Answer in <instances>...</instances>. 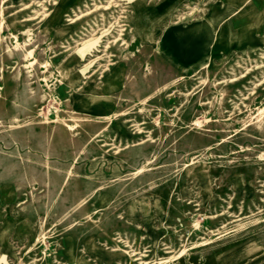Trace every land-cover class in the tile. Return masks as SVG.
Segmentation results:
<instances>
[{"label": "rangeland", "instance_id": "1", "mask_svg": "<svg viewBox=\"0 0 264 264\" xmlns=\"http://www.w3.org/2000/svg\"><path fill=\"white\" fill-rule=\"evenodd\" d=\"M96 1L0 0V264H264V45L182 73L158 47L180 0H144L140 26L125 0L112 62L85 70L76 43L117 33Z\"/></svg>", "mask_w": 264, "mask_h": 264}, {"label": "bare ground", "instance_id": "2", "mask_svg": "<svg viewBox=\"0 0 264 264\" xmlns=\"http://www.w3.org/2000/svg\"><path fill=\"white\" fill-rule=\"evenodd\" d=\"M46 1L51 2L53 0H42L41 3L46 4ZM123 1H125V0H109V2L106 4V6L101 5L102 2L96 1L95 3L99 4V5H91L92 9H93L92 12L95 10L107 11V10H110V8L117 9L114 12L116 15L111 19L112 23H110L111 21H107L106 19H103V18H101V20H100L102 22L107 21V25L110 24V25H108V27L104 31L101 32V35H104L107 32H109L110 29H114V31L117 33H115L116 36L114 38H112L113 40H109V43H106V45H98V44L94 43L97 39L95 37L96 33L92 34L90 38L85 39V40H81L79 43H76L77 45H75L76 46L75 48H77V47H82V49L84 47H85V49L91 48L97 52V53H94L93 51L92 52L90 51L91 52V53H89L90 56L87 57V59L85 61H83V62H85L84 65H81L82 69L89 70L91 68V66H93L94 64H97L96 62L100 61L101 59H103V60L105 59L109 63L112 62L111 58L114 56L111 55V53H110L111 46H113L117 42L122 41L121 37L123 36V33H125V31L128 30V28H130L129 25H127L129 22L127 17L123 16V15H125L123 8H126L124 6H121V4H120ZM37 3H39V2H37ZM179 3L183 4L182 8L184 7L183 10H187V12H180L179 14H177L175 16L176 21H174L171 25L168 26L170 29V32H171L170 38L175 43L176 52L179 55H181L183 60H184L183 61V67L184 68L186 67V69L187 68L197 69V67L200 68L203 64H207L206 63L208 61L207 58H206V62L204 60H203L204 63L202 62V58H203L202 55H204L208 52V50H207L209 48L208 45L210 42H212V38H216L215 32H211V28L212 27H214V29L219 28L220 24H221V22H223V20L221 19L220 14L219 15L218 14H215V15L204 14V15H201L199 17L195 16L196 13H198V8H197V6H194V7L192 6L193 4L191 3V0H180ZM33 4H34V1L30 2L29 4L22 5L21 6L22 10L30 9L33 6ZM224 4H225V2H224ZM40 5H38V6H40ZM122 5H125V4H122ZM144 5H145L144 0H139L134 5V7L138 10V14H139L135 18V20H136L137 24H139V26H140V21L142 20V17H143L141 9L143 8ZM236 5L241 6V3L236 2ZM219 7L223 8L224 6L219 5L218 8ZM61 8L62 7H61V3H60L58 6V9L55 11V13L60 11ZM55 13L53 14V16H49V18H47V19L52 20L55 17L54 16ZM90 13L91 12H88V13L84 14L83 16L88 15ZM17 14H18V11L14 12L13 14H11L9 16V19L10 20L15 19L14 17H16L15 15H17ZM31 14H34V16H27V18L23 17L21 20L20 19L18 20V23L23 24L26 22H31L33 20H38L40 17H46L47 16V14L45 15L44 13H37V12H31ZM83 16L74 15L73 16L74 18H69L68 16H65V17H68L66 22H69V24H73L75 21L79 20ZM156 19H158V17H156ZM143 28L139 27V30H141V31H138V33L139 32H140V34L144 33ZM92 31H94V30H91L90 32H92ZM131 31L134 32L133 29H131ZM13 36L17 37V35H13ZM260 43H261V45H264V39H261ZM123 44L125 45V43H123ZM158 47L162 53H166V52L171 51L169 46H167L166 35H164V37L161 39L160 43L158 44ZM239 49H242V52H245V54H249L248 52L251 49H253V47H249L246 49H243V48H239ZM108 54H110V55H108ZM205 57H207V56H205ZM261 59H264V55L261 56ZM65 68H66V65L62 64L61 67L58 68V71L63 73ZM98 70H100V69L95 70L92 73V75L89 76L88 78L92 77V79H93L96 76L95 74L97 73ZM89 72H86V73H89ZM248 72H249V70H248ZM89 81H92V80H89ZM234 81H236V78L232 79L230 82L232 83ZM259 85H261V84L259 83L257 85V87ZM251 91H253V90H251ZM256 113L258 115L263 114L262 110H260V109ZM191 174H192V172H191ZM194 175H197V174L194 173ZM197 176H198V182L201 183L203 189H207L208 187H210L207 180L202 176V174H199ZM256 240H257V238H256ZM252 242H253V239L247 241V243L245 245H243L240 248V250L241 249L246 250L249 247V245H251ZM257 244H259V242ZM250 249L254 250L251 248V246H250ZM238 253H239V250L235 249V251L233 253L231 252V254H229L227 258H224L222 262L229 260V258H231L235 254L238 255ZM236 257H234V258H236ZM234 262H235V260H234Z\"/></svg>", "mask_w": 264, "mask_h": 264}, {"label": "crops", "instance_id": "3", "mask_svg": "<svg viewBox=\"0 0 264 264\" xmlns=\"http://www.w3.org/2000/svg\"><path fill=\"white\" fill-rule=\"evenodd\" d=\"M224 2L225 8H218V6L221 5L220 3ZM236 2L241 3V6H237ZM220 3L215 5L212 11L208 12L212 15L220 14V16H222L221 19L223 20L219 28H213L216 38H212V42L208 45L209 48L207 47L208 52L204 55L207 56L205 58H208V60L213 56V54L231 52L233 50H239V48L246 49L253 47L255 44H261V39H264L260 35L261 32H264L260 29L264 26V0H221ZM253 8L259 10L258 15L260 17L256 24L253 21L254 15L251 13ZM59 25L60 19L59 22L54 23L55 30L47 29L43 24L45 32H47L45 37L55 40L57 38H55V36L63 30H59L61 29L59 28ZM64 30L70 29L67 27ZM170 33V29L167 27L165 31L166 42L171 51L163 54L167 57L171 64L183 73L182 69L184 60L182 56L176 52L175 43L170 38ZM248 257H250V255H248ZM244 258L245 257L238 260H245ZM238 260L236 261L238 262Z\"/></svg>", "mask_w": 264, "mask_h": 264}]
</instances>
